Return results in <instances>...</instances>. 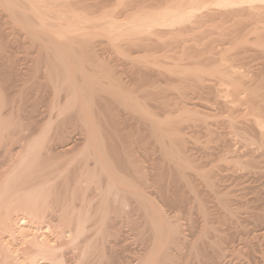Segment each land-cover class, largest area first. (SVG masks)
I'll list each match as a JSON object with an SVG mask.
<instances>
[{
	"label": "bare ground",
	"instance_id": "6f19581e",
	"mask_svg": "<svg viewBox=\"0 0 264 264\" xmlns=\"http://www.w3.org/2000/svg\"><path fill=\"white\" fill-rule=\"evenodd\" d=\"M197 2L198 0H192L190 6L188 2L189 8L187 9H183V6V8L180 7L181 4L179 5L180 8H175L174 4L169 9L167 7L163 10L164 7H162L163 11L155 14L154 11L152 13L151 10H146V7L143 9L148 12L142 10L140 14L141 9L137 10V6L135 10L137 12L132 14L133 16H129L128 19H124L125 22L123 23L118 20L120 16L118 18L113 16L114 10L112 13H101L104 15H99L100 18L96 16L95 20L92 18L89 20L88 10H86L88 8L85 9L81 5L84 2L74 4L75 1L72 2V0H0V58H5L3 64L6 65L5 70H0V264H175L179 258L183 259V255L185 260H179L182 264H225L223 258L229 256V254L226 256V250H230L233 244L230 245V249L229 246L224 249L220 245V239L218 243V237L217 239L205 240L209 233L212 232L213 235V231H218V229L215 227L216 224L213 225V222L211 224L208 221L210 217L214 220L211 216L213 215L210 210L212 208L208 205L209 197L207 200L202 195L204 188L198 187V189L195 182L193 183V177L199 175V178L201 176L208 182L210 195L213 197L212 191H214L213 194L215 193L216 197L214 201L217 200L215 203H218L219 209H222L219 216L224 220L226 219L225 224L227 220H231L232 225V222L237 219L235 217L238 216L239 210L244 209L243 205L248 199L243 196L234 198L230 189L223 191L221 189L223 185L221 187L216 182L222 176L214 178L218 173L221 175L222 172L216 171L225 169L229 165L231 166L232 163L230 162H234L231 166L234 171L237 167L240 168L244 165L243 168H245L246 165V167L250 166L252 169L249 170L255 173H264V165L262 164L264 162L262 159L264 157V0H214L216 5L224 6L230 10H235V7L243 8L246 6L248 9H254L250 12L257 16L256 25L253 28L247 29V25L234 27V32L232 30L230 31L231 34L229 33L235 37L231 36L233 40L230 39L229 34L225 35L229 37L225 39L230 40L229 42L227 40V46L231 43L230 49L242 48L243 50L240 49L241 52L230 53V49L226 47L224 48L225 52L223 50L220 53L218 50V54L211 56L213 53L209 54L211 52H207L203 48L199 49L194 43L196 46L193 44L189 48L193 46L197 49L191 47V53L187 57L185 54L186 45L184 43L183 47L181 43V34L179 35L181 37V49L184 48L185 51L176 52L178 50L176 48L179 47L169 49L170 52L176 50L175 54L178 53L176 55L178 57L181 52H184L182 53L183 57H186L183 58L180 55L181 57L178 59L183 58L186 59L185 61L183 59L177 60L173 55L174 52L167 55L166 51L162 49L163 54L161 52L162 55H157L156 52L160 53L156 51L158 47L154 50L149 48L152 44L149 41L151 39L154 41L164 32L161 31L162 27L170 28V32L164 28V33L167 32L169 36H173L172 28L177 29V31L174 29L176 34V32L182 31L179 27L185 25V22L189 26L190 21L194 20L191 18L196 16ZM134 4L136 6V3ZM215 4L212 5L215 6ZM77 5L78 7L81 5L85 9L84 11H87V13L85 12L86 16L83 15L84 11L80 12L83 9L77 8ZM200 7L205 9V6L204 8H202L203 6ZM114 8L116 7L114 6ZM79 9L81 10L78 11ZM130 11L135 12L134 10ZM93 12L91 10V13L95 15ZM208 12L209 10H207ZM218 21L220 24V20ZM194 23L191 25H195ZM178 25L180 26L177 27ZM160 28L161 30H159ZM195 35L197 36V34ZM162 37L161 35L160 38ZM184 38L186 37L184 36ZM194 39L192 41L196 42V38ZM225 39L223 38V41ZM125 40L129 42H125ZM105 41H107L106 44L112 46L111 50L108 51H114V49L117 51L106 55L112 56L114 54L116 59L121 55V58L129 60V79L126 78L127 80L124 81L121 77L122 74L115 72L116 61L113 67L111 64V59L114 57L111 59L107 56L104 57L105 52L102 55L103 50L101 48L103 46L104 49L106 48ZM153 41L151 40V42ZM101 42L104 45H101ZM121 42H125L126 44L122 43L125 46L129 43V47L126 46L129 50ZM250 42L255 45V48L249 46L252 45L248 44ZM165 43L166 41L163 45L162 42L163 47ZM197 43L199 44V42ZM170 44L168 45L171 46ZM99 45L102 47L98 48ZM152 45L158 46V44ZM177 45L181 46L180 44ZM137 46L139 49H136ZM108 47L107 49H109ZM249 47L256 51L258 64L255 66L257 68L251 67V63L249 64L243 57L245 52L252 53ZM151 48L153 47L151 46ZM19 49H21L20 52L24 53L20 54L21 56L19 53L17 54ZM154 51L156 52L153 53ZM168 51L167 53H169ZM203 52H207L210 56L207 53L208 56L204 55ZM171 54L176 60L173 61L174 58ZM170 58L173 62L169 61ZM21 62L25 65L23 66ZM1 66L0 68L3 69L4 67ZM118 72L120 73V71ZM123 77L125 78L124 75ZM215 80L219 84V80H221L222 87L224 84L227 86L225 88H230L224 98L231 97V101L246 99L254 104L252 109L247 110L248 112H243L244 118L247 117L246 121H242L241 118V121L238 120L241 115L238 116L236 111L237 116L231 115L235 113L234 111L231 113L233 106L230 108L229 113L231 114L228 113L229 117L227 116L228 124L235 132L240 131L239 128L244 129L241 133H238L239 131L234 132L236 135L239 134L238 137L241 135L240 139L236 137L239 139V144L242 143L241 140L244 142L243 145H240L242 149H240L241 147H237L239 150L231 149V140L223 136L222 132H218L220 137L216 138L218 130L212 128L214 123L211 124L209 118L213 120L217 116L218 118L223 117L222 114L216 116V113L213 112L219 108L218 105L216 106L218 108L215 106L214 109L211 108L213 109L211 112L215 113L214 116L208 109L210 105L208 110H202V106L199 104L201 106L199 109L196 104L198 101L196 103L193 101L195 103L193 105L194 103H190L192 101L189 99V103L192 105L188 103L189 94L194 96L196 92L206 91L207 95L204 93L203 95L211 96L212 101L220 104V109H228L229 107L225 108L227 102L223 101V97L221 98L224 95H220L221 93L216 95L217 83L214 82ZM20 81H22V86H20ZM18 86L21 88L17 89ZM10 89H14L12 93H10ZM221 91L223 90L221 89ZM210 92L215 95L212 96ZM47 94L50 99L44 98ZM173 97L181 99L185 103L180 104L181 101L178 102L177 99L172 103ZM31 99L33 103H31ZM229 100L228 98L227 101ZM234 107L236 106L234 105ZM219 110H216L217 113H221L222 110ZM225 113H223L224 116L227 115ZM126 114H129V117L127 115L129 120L127 117L124 118ZM121 115L123 121L126 120V126L129 127L131 125L129 121H131L133 127H136L135 130L143 131L142 135L136 136L137 138L132 140L122 138L125 133L126 136H131L132 132H128L125 127L124 129L121 128ZM215 118L214 120H216ZM198 122L202 123V126ZM196 125L198 128L199 126L204 128V125V129L207 128L206 132L208 131L211 136L213 135L212 140L210 136L208 138L212 146V149L208 151L209 153L210 150L214 149L213 140L217 139L214 144L215 147L219 141L223 153L217 155V160L215 158L214 163H217L218 169L217 167H209L208 170L205 167L207 160L203 161L204 158H200L201 156L193 151V146L194 148L195 145L199 146L198 142L194 144L196 140L191 138L192 135L194 138L193 132L195 131L192 126ZM119 127L126 132L120 133ZM217 127L219 126L217 125ZM189 128L192 133H190ZM134 129L132 128V130ZM229 130L226 135L228 132L231 133ZM73 134H76L75 138H72ZM137 141L145 142V144L141 143L143 144L142 150L145 148V151L150 150L146 146H156V151H160V155L153 160L155 163L151 164L153 166L150 165L151 168L149 164H145L148 167L145 166L146 161L144 162L138 156V147H136L137 151L133 148L134 142ZM197 141H199L198 138ZM203 142L205 145L207 144V140ZM211 146H205L203 153H206L207 148H211ZM215 150L217 149L212 152ZM148 152L152 153L151 150ZM144 154L146 155V153ZM145 157H148L147 160L149 161L152 160L149 155ZM197 158H200L203 161L200 162L204 164H199ZM205 159L209 160V158ZM221 162L225 166L227 164L224 162H228L229 165L225 167ZM218 163H221V165L219 164L221 167L218 166ZM237 172L236 174H238ZM259 174L257 175L259 176ZM151 179L156 185L154 191H152L153 189L147 190V187L150 188L147 183ZM217 181L220 182V180ZM255 182L257 183V181ZM176 184L180 188L179 192L183 190L182 194L180 193L182 195L181 200L188 197L187 192L194 196L195 199L193 198V200L198 203L194 209L198 207L197 210L202 213L205 220L204 224L202 223V231H199L201 232L199 238L196 237L197 240L195 239V241H188L186 236L189 233L186 231L187 235H185L183 224H181L185 221L180 220L181 217L179 218L176 214H168L167 208L164 209L160 203L162 201H158L159 197L165 198L164 201L168 199L169 202L180 200L179 193L177 194V191L174 190V188L178 189ZM144 186L147 187L144 188ZM262 188L264 187L262 186ZM232 189L234 188H231V191ZM183 193L186 195L185 198ZM232 194H234V190ZM241 194L244 195V193ZM153 195L156 197L158 195V199ZM260 197L258 196V199ZM250 200L249 202H251ZM183 201L181 202L185 203ZM247 201L246 203H248ZM129 203L133 205L130 210L127 208L128 205H131ZM253 205L252 201V207ZM247 206L250 208V205L247 204ZM263 206L259 205V207ZM242 209L241 211H244ZM190 210L189 212H191ZM250 210L252 211V209ZM263 212L255 213L256 216L259 214L255 221H260L259 225L257 223L256 225L260 226L259 230L264 234ZM133 214L136 215L133 216ZM137 216L141 221L139 222L140 225L137 224L138 227L136 225L138 229L136 234L145 235V239L147 238L148 241H146L147 243L144 241L146 246L143 248V245L141 251L136 253L131 250L135 252L134 255L127 256L126 251L129 245L127 243L124 246L120 244L122 241L125 243L124 240H126L122 239L125 228H122V233L121 227L138 222ZM187 216L189 215L187 214ZM234 218L235 220H233ZM238 218L240 219V217ZM238 221L233 223L237 224ZM118 223L124 225L120 224L121 227H118ZM193 224L195 226V223ZM253 225L255 226V224ZM237 226L234 227L233 225L238 230ZM188 231L190 232V230ZM215 234L218 235V232ZM141 236L139 240L142 238ZM224 238L227 239L228 237ZM9 239L16 241L17 246L14 247ZM145 239L143 238V240ZM260 242L256 241L257 245H253L249 239L243 244L244 247L234 245L233 250L236 251L234 253L235 255L238 254L236 249L240 248L241 253L247 257L246 262L264 264V251L260 250L261 247L258 248ZM209 247L211 251L208 252ZM241 247L244 248L243 252ZM184 250L187 251L183 252ZM204 254L205 256H203ZM243 254L239 257L242 258ZM178 262L177 264L180 263ZM244 262L241 260L236 264H244Z\"/></svg>",
	"mask_w": 264,
	"mask_h": 264
},
{
	"label": "rangeland",
	"instance_id": "374dc122",
	"mask_svg": "<svg viewBox=\"0 0 264 264\" xmlns=\"http://www.w3.org/2000/svg\"><path fill=\"white\" fill-rule=\"evenodd\" d=\"M75 1V3L74 4H79L80 2H84L83 4H81L85 9L86 8H88V9H86V10H88V15H89V17H90V19L88 18V17H85L86 19L88 18L89 20H91V18L93 19V20H95L94 18H97L96 16H98L99 18L101 17V16H99V15H104V14H101V13H103V12H105V14H107L108 12H110V13H112V11L114 10V12H113V16H115V18H118L119 16H120V18H118V20H121L123 23L125 22V21H123L124 19H128L129 18V16H133L132 14H135L137 11H135L137 8V6H138V9L137 10H140V14H141V11L142 10H144L143 8H145L146 10H151V12L152 11H154V14L155 13H161L163 10H165V8L167 9V7H168V9L171 7H173V4H174V7L175 8H178L179 7V5H180V7H182L183 9H187V8H189V6L191 5L190 4V2L192 1H190V0H183V2H182V0L180 1H178V0H78L77 2H76V0H74ZM73 0H72V2H74ZM88 1V2H87ZM89 1H90V3H89ZM110 1V2H109ZM143 1V2H142ZM173 1V2H172ZM176 1V2H175ZM187 1V2H186ZM215 1H217V0H215ZM87 2V3H86ZM105 2V3H104ZM175 2V3H174ZM183 4H182V3ZM188 2H189V4H188ZM199 2V3H198ZM198 2H197V10H196V16H194V18H191V20L192 19H194V20H192V21H190V24H188L189 26L192 24V23H194V21H195V25H191V27H189V26H187V22H185V25H186V28H185V25H181V28L179 27L180 25H178L177 27H179V29L180 30H182L181 32L180 31H178V32H180V33H178V32H176V34H175V31H177V29L176 28H172L173 29V32H174V34L172 33V35L173 36H169L168 34H167V32L166 33H164L165 32V30L166 31H168L169 30V32H170V28H167V27H162V30H161V28L159 29V30H161L163 33L161 34L163 37V39L162 38H160L161 37V35H160V37L159 38H156V36H154L156 39L153 41V39H151L153 42H151V40L149 41L150 43H152V44H158V46L156 45V47H154L155 45H152L151 44V46L153 47V48H151V46L149 47V42L147 41V43H149V44H147V47H149L150 49H153L154 50V48H157L158 50H156V51H159L160 53H158V52H156V51H154L153 53H155L156 52V54L158 55H162L163 54V50L162 49H164L165 51H166V54L167 55H169L170 53H173V55L175 56V58L177 59V60H181V59H183V58H185V57H183V54L182 53H184V52H181L180 53V55L183 57V58H181V59H178V58H180L181 56L179 55V57L178 56H176V55H178V53L177 54H175L176 52H178V51H181V50H184L185 51V49L183 48V49H181L182 48V45H181V43L183 44V47H184V43H185V45H186V53L185 54H187V57L190 55V53H191V47H192V49H194V48H196V47H199V49L200 48H203L204 50H206L207 52H211V53H209V54H212L211 56H215L216 54H218V50L220 51V53H221V51H223V52H225V49L224 48H226V47H228V49H230L229 48V46H230V44L231 43H229V45L227 46V44L228 43H226L227 42V40H228V42L230 41L229 39H225V38H229L230 37V39H232L233 40V38H235L234 36H232V35H230L231 33H230V31H232L233 30V32H234V29L235 28H237V26L239 27V26H241V25H247V29H250V28H253L255 25H256V18H257V16H255V14H253V13H250L252 10H254V9H248V7L246 6V7H243V8H238V7H235V10L233 9V10H230L229 8H226V7H224V6H220V5H216L215 4V2H214V0H212L211 2H210V0H198ZM203 2V3H202ZM100 3H102V4H100ZM104 3V4H103ZM134 3H136V6H135V4ZM202 3V4H201ZM215 4V6L214 5H212V4ZM73 4V5H74ZM101 6H100V5ZM107 4V5H106ZM163 4H164V6H163ZM167 4V5H166ZM168 4H169V6H168ZM172 4V5H171ZM187 4L189 5V6H187ZM206 4H208L207 6H206ZM81 5L78 7V5H77V8H82L83 10H81V9H79L78 11H80V12H83L85 9L83 8V7H81ZM99 5V6H98ZM133 5V6H132ZM166 5V6H165ZM87 6V7H86ZM91 6H95V7H92L91 8ZM108 6V7H107ZM114 6L116 7V8H114ZM200 6H203L202 8H204V6H205V9H206V11H205V9H201V7ZM211 6V7H210ZM220 7V8H217V7ZM70 8H74L73 6H69ZM75 7H76V5H75ZM89 7H90V10H89ZM96 7H97V9H96ZM100 7V8H99ZM111 7V8H110ZM134 7V8H133ZM142 7V8H141ZM148 7V8H147ZM152 7H154V9L152 10V8L150 9V8ZM160 9H159V8ZM162 7H164V9L162 10ZM179 7V8H180ZM209 7V8H208ZM214 7V8H213ZM76 8V9H77ZM111 10H109V9ZM140 8V9H139ZM157 8V9H156ZM226 8V9H225ZM238 8V9H237ZM247 8V9H246ZM116 9V10H115ZM222 9V10H221ZM228 9V10H227ZM243 9V10H242ZM91 10H93L94 12V14L95 15H93L92 13H91ZM99 10V11H98ZM130 10H134L135 12H133V11H130ZM199 10H201V11H199ZM207 10H209V12L207 13ZM231 12H230V11ZM241 10V11H240ZM247 10H249V11H247ZM118 13H117V12ZM145 11V10H144ZM143 11V12H144ZM233 11V12H232ZM246 11H247V13H248V15H247V13H246ZM87 13V11H84V13H83V15L85 14V16L87 15L86 13ZM146 12V11H145ZM144 12V13H145ZM148 12V11H147ZM146 12V13H147ZM151 12H149V13H151ZM202 13V14H200V13ZM206 12V13H205ZM212 12V13H211ZM239 12H241V13H239ZM254 12V11H253ZM90 13V14H89ZM117 13V14H116ZM130 13V14H129ZM153 13V12H152ZM215 13V14H214ZM219 13V14H218ZM245 13V14H244ZM207 14V15H206ZM213 14V15H212ZM221 14V15H220ZM239 14H240V17H239ZM249 14H250V16H249ZM253 14V15H252ZM91 15V16H90ZM116 15H118V16H116ZM205 15V16H204ZM93 16H95V17H93ZM126 16V17H125ZM210 16V17H209ZM214 16V17H213ZM247 16V18H245V17ZM249 16V17H248ZM252 16H253V18H252ZM236 17V18H235ZM204 18V19H203ZM231 18H234V19H231ZM239 18V19H238ZM242 19V21H241V19ZM244 18V19H243ZM252 20H251V19ZM207 19V20H206ZM211 19V20H210ZM250 19V20H249ZM88 20V21H89ZM199 20V21H198ZM218 20H220V24H219V21ZM226 20V21H225ZM87 21V20H86ZM121 21H119L120 23H121ZM210 21H211V23H210ZM216 21V23H214ZM239 21V22H238ZM189 22V21H188ZM192 22V23H191ZM204 22V23H203ZM224 22V23H223ZM233 22V23H232ZM237 22V23H236ZM89 23H91V21H89ZM236 23V24H235ZM249 23V24H248ZM103 24H105L104 22H103ZM203 24V25H202ZM212 24H214V25H212ZM224 24V25H223ZM211 25H212V27H211ZM217 25V26H216ZM222 25V26H221ZM230 25V26H229ZM234 25V26H233ZM90 27H91V24L89 25ZM215 27V29H214V27ZM231 26H232V28H231ZM99 27V26H98ZM195 27H196V29H195ZM235 27V28H234ZM164 28H166L165 30H164ZM194 28V29H193ZM203 29V31H202V29ZM207 30H206V29ZM217 28H219L218 30H217ZM174 29H175V31H174ZM178 29V30H179ZM189 29H190V31H189ZM221 29H222V31H221ZM231 29V30H230ZM199 30V31H198ZM204 30H206V31H204ZM225 30V31H224ZM201 31H202V34H201ZM195 32V33H194ZM197 32V33H196ZM198 32H200V33H198ZM206 32V33H205ZM216 32V33H215ZM178 33V34H177ZM208 33V34H207ZM224 33V34H223ZM230 33V34H229ZM164 34V35H163ZM166 34V35H165ZM171 34V33H170ZM181 34V35H180ZM184 34V35H183ZM189 34H190V36H189ZM195 34H197V36L195 35ZM228 35L227 37L225 36V35ZM177 35V36H176ZM179 35L182 37H179ZM169 36V37H168ZM176 36V38L174 39V37ZM184 36L186 37V38H184ZM194 36H196V37H194ZM208 36V37H207ZM233 38H232V37ZM168 37V38H167ZM177 37H178V39H177ZM196 38V42L195 41H192V40H195L194 38ZM206 37H207V39H206ZM213 37V38H212ZM182 39V42H181V39ZM183 38H184V40H183ZM190 38V39H189ZM223 38L225 39V41H223ZM100 39V38H99ZM160 40V42H159V40ZM172 41H171V40ZM202 39V40H201ZM205 39H206V42H205ZM101 41H102V39H100ZM100 40H99V42H100ZM103 40H104V38H103ZM127 40H129V39H127ZM127 40H125V42L127 41ZM158 40V41H157ZM163 40V41H162ZM199 40V41H198ZM164 41H166V43H165V46L163 47V45H164ZM106 42L107 41H105L104 43H105V46H106V48L104 49V46H103V48H101L102 46H98V48H101L102 50H103V52H101L102 53V55H103V53L105 52V55H104V57H106L107 56V58L109 57L110 59H111V57H114V54H112V56H108V55H110V53H112V52H114V51H116V49H114V51L112 50V51H108V50H111L110 48L112 47V46H110V45H108V44H106ZM125 42H121V44L122 43H125ZM127 42H129V41H127ZM157 42V43H156ZM159 42V43H158ZM162 42H163V45H162ZM181 42V43H180ZM193 42V43H192ZM197 42H199V44L197 43ZM205 42V43H204ZM218 42V43H217ZM234 42V41H233ZM252 42V41H251ZM248 43V44H252V43ZM169 43H171L170 45L172 46H169L168 44ZM174 43V44H173ZM197 45H195V44ZM220 43V44H219ZM101 45L103 44L102 42L100 43ZM126 44V43H125ZM125 44H122V45H124V47H129L128 45H129V43H127L128 45H126L125 46ZM173 44V45H172ZM176 44V45H175ZM177 44H180L181 46H179V45H177ZM194 44V45H193ZM201 44H203V45H201ZM104 45V44H103ZM174 45H175V47H174ZM190 45H193V46H196V47H194L193 48V46H191L190 48H189V46ZM215 45V46H214ZM222 45V46H221ZM107 46H109L108 48L109 49H107ZM162 46V47H161ZM203 46V47H202ZM224 46V47H223ZM250 47H252L253 46V48H255L254 46V44H252V45H249ZM14 47H15V45H14ZM126 47V48H127ZM135 47V46H134ZM160 47V48H159ZM168 47V48H167ZM176 47H179V48H176ZM210 47V48H209ZM213 47V48H212ZM249 47V49H250V51L255 55H253L252 53L250 54V52L248 53V52H245V53H243V54H245L246 55V57H245V55H243V57H244V59L246 60V61H248L249 62V64H250V66L251 67H253V68H257V66H255L256 64H258V59H257V54H256V51H255V49H253L252 48V50H251V48ZM10 48V47H9ZM174 49V48H176V49H178L176 52L175 51H173V50H171L172 52H170V49ZM215 48H216V50H215ZM14 49V48H13ZM136 49H139L138 48V46L136 47ZM197 49V48H196ZM198 49V50H199ZM208 49H210V50H208ZM221 49V50H220ZM240 49H242V48H239V49H230L229 51H230V53L231 52H241L240 51ZM20 50L21 49H19V52H17V54L19 53V55L20 54H24L23 52H20ZM101 50V51H102ZM127 50H129L128 48H127ZM152 50V51H153ZM167 50H169L168 52L169 53H167ZM197 50V51H198ZM203 50V51H204ZM239 50V51H238ZM243 50V49H242ZM15 51V50H14ZM108 51V52H107ZM196 51V50H195ZM202 51V50H201ZM228 51V52H229ZM117 52V51H116ZM150 52V51H149ZM161 52H162V54H161ZM193 52V51H192ZM206 52V53H207ZM216 52V53H215ZM236 52V53H237ZM108 53V55H106ZM139 53V52H138ZM137 53V54H138ZM204 53V52H203ZM206 53H204V55H207ZM219 53V54H220ZM118 54V53H117ZM136 54V55H137ZM165 54V53H164ZM165 54V55H166ZM208 54V55H209ZM115 55H116V53H115ZM172 55V54H171ZM172 55V58H174V56ZM203 55V56H204ZM207 55V56H208ZM21 56V55H20ZM22 56H24V55H22ZM119 56V55H118ZM210 56V55H209ZM217 56H220V55H217ZM250 56H251V58H250ZM122 56L120 55L119 57H118V59H116L117 57H114L113 59H111V64H112V67L114 66V63H115V61H116V63L118 64H116L115 63V65H116V67H114V68H116V69H114L115 70V72L117 73V74H122V79L125 81V80H127L126 78H128L129 77V60H127V58H125V59H123V58H121ZM119 58H121V60H119ZM172 58H170V60L169 59H167V60H169V61H171V62H173L174 60H176L175 58L173 59V61L171 60ZM5 59V58H4ZM4 59H2V58H0V65H2L1 67H4L3 69L2 68H0V70H5L6 69V65L4 66ZM247 59H250V60H247ZM184 61L186 60V59H183ZM114 61V62H113ZM252 61V62H251ZM255 61V62H254ZM113 62V63H112ZM24 63V62H23ZM255 63V64H254ZM21 64H22V62H21ZM23 66L25 65V64H22ZM22 65H19V66H22ZM22 66V67H23ZM118 71H120V73L118 72ZM123 75L125 76V78L123 77ZM128 75V76H127ZM127 76V77H126ZM26 78V77H25ZM129 79V78H128ZM24 80V79H23ZM21 82V84H20V86H22V81H20ZM19 82V83H20ZM215 83H217L218 81L217 80H215L214 81ZM219 82H220V84L219 83H217V85H216V88H217V90H216V88H214L216 91H217V96L219 95L218 93H221L220 95H224V96H221V98L223 97V101L224 102H227V104H225L227 107H225V108H228V109H224L223 108V110H222V108L220 109V104H217V103H215L214 101H212L210 98H211V96H210V94L208 93V95L210 96V97H208V99L206 100V96L205 95H207V93H206V91H203V92H201V93H198V92H196L195 94H194V96H192V94H189L190 95V97H189V95H188V97H187V99H188V103H189V99L192 101V102H190V103H196L197 101V105H198V107L200 106L201 107V109L202 110H210V112L214 109V106L216 107L217 105H218V107H216V108H218V109H216V110H222V111H220L221 113H217V111L215 110H213V112H215L216 113V116H217V114L218 115H220V114H222L223 115V117H219L220 118V120H219V118H218V116L215 118L214 116H215V113L213 114L212 112V115H214V116H212V117H214L216 120H214V118H213V120H212V118H209L210 120H211V124L212 123H214V125L212 124V128L215 130H218L217 131V137L216 138H219L220 136H219V134H218V132L219 133H223L222 135L223 136H226L229 140H231V143H232V146H230V147H232L231 149H238L239 147H241L240 145L243 143L244 144V142L241 140L240 142H242V143H238V140L240 139V136L238 137V135L239 134H235V133H237L238 131H236L235 132V130L233 129V128H231L230 126H229V124H228V118H227V116L229 115V114H231V113H234L235 111L237 112V115L239 116V115H241V116H239V119L238 120H240V118H241V120L243 121H246V118H244L245 116H244V114H243V112L245 113V112H248L247 110L249 109H252V107L254 106V104H253V102L252 101H247L246 99L244 100V99H242V100H233V101H231V97H227V98H224V97H226V94L228 93L227 91H229V89L230 88H225V87H227V86H224V84H222L223 85V87L221 86V83H222V81L221 80H219ZM18 83V84H19ZM217 86H219V87H217ZM222 87V88H221ZM21 88V87H20ZM19 88V86H18V88L17 89H20ZM218 88H220L219 90H220V92H219V90H218ZM214 89H213V91H214ZM221 89L224 91V93H223V91H221ZM228 89V90H227ZM14 90V89H13ZM13 90H11L10 89V93H12L13 92ZM203 93L205 94V95H203ZM211 94H212V92H210ZM214 93H216L215 91H214ZM198 94V95H197ZM201 94V95H200ZM215 95V94H214ZM213 94H212V96H214ZM228 96V95H227ZM243 96V95H242ZM245 96H247V95H245ZM245 96H244V98H245ZM48 97V99H50V97H49V95L47 94V96H45L44 98L46 99ZM196 97V98H195ZM201 98V99H200ZM205 98V99H204ZM230 99L229 101H227V99ZM47 99V100H48ZM173 100L171 101L172 103L173 102H175V101H177L178 100V102L179 101H181V103L180 104H182V100L181 99H177V98H175V97H173L172 98ZM177 99V100H176ZM187 99H186V101H187ZM210 99V100H209ZM225 99H226V101H225ZM35 100V99H34ZM196 100V101H195ZM194 101V102H193ZM204 101V102H203ZM207 101V102H206ZM212 101V102H211ZM206 102V104H204ZM211 102V103H210ZM229 102V103H228ZM237 102V103H236ZM238 102H240V103H238ZM31 103H33V100L31 99ZM183 103H185V101L183 102ZM189 103V104H190ZM195 103L193 104V105H195ZM231 103V104H230ZM234 103V104H233ZM242 103H244V104H242ZM252 103V104H251ZM192 104H190V105H192ZM200 104V105H199ZM216 104V105H215ZM222 104H223V102H222ZM210 105V106H209ZM234 105L236 106V107H234ZM245 105V106H244ZM208 106H209V108H208ZM232 106H233V108H232ZM238 106V107H237ZM240 106V107H239ZM243 108H242V107ZM197 107V108H198ZM200 107H199V109H200ZM213 107V109H211ZM221 107H223L222 105H221ZM208 108V109H207ZM230 108H232L231 110H232V112L231 113H229L230 112ZM237 109V110H236ZM224 110H228V111H224ZM226 112L227 113V115L226 116H224V112ZM234 111V112H233ZM236 112L234 113V114H231V115H233V116H237L236 115ZM240 112V113H239ZM225 113V114H226ZM229 113V114H228ZM127 115H128V117H129V114H126V116L124 115V118L125 117H127ZM121 117H122V119H121ZM121 117H120V119L122 120V125H121V123H120V125H121V128H123L124 129V127H125V129H127V131L129 132V131H131L132 132V138H131V136H126V133L124 134V136L122 135V138H124V139H126V140H132V139H134V138H137V137H139V135H142V132H141V130L140 131H138V129H134V128H136L135 126L133 127V124H132V122L131 121H129V123L132 125V127H131V125L128 127V126H126V120L125 121H123V116L121 115ZM128 117H127V119H128ZM227 119H226V118ZM229 117V116H228ZM249 117V116H248ZM238 118V117H237ZM244 118V119H243ZM250 118H251V116H250ZM222 119H223V121H222ZM226 119V120H225ZM129 120V119H128ZM128 120H127V123H128ZM209 120V121H210ZM240 120V121H241ZM248 120V119H247ZM214 121V122H213ZM220 121V122H219ZM227 121V122H226ZM128 123V124H129ZM199 123V122H198ZM217 123V124H216ZM219 123V124H218ZM224 123V124H223ZM127 124V125H128ZM199 124H201V126H202V123H199ZM222 124V125H221ZM226 124V125H225ZM119 125V126H120ZM198 125V124H197ZM192 126V127H194L195 128V133L193 132V134H194V138H193V135L191 136V138L192 139H194V140H196L195 141V143L194 144H196L197 142V144H199V146L198 145H195V148H194V146H193V151L195 152L196 151V154L198 153L200 156V158H209V160L208 159H202L203 161H206L207 163H205L206 164V166L205 165H202V166H205L206 168H208V170L210 169L209 167H211V168H216L217 167V163L215 164L214 162H215V158H216V160H217V155H219V154H221V153H223L222 151H223V149H221V146H220V143H219V141L217 142L218 143V147L216 148L215 147V141L217 140H213L214 142V144H212L213 145V147H214V149H217V150H215L214 152H212L213 150H210V153L208 152L209 151V149H212V146H211V141H210V139H208L209 138V136L211 137V140H212V136H211V134H209L208 133V131L206 132V129H204L205 128V126L203 125V127L204 128H200V126H199V128H198V126ZM217 125L219 126V127H217ZM242 126V125H241ZM192 127H190V128H192ZM217 127V128H216ZM222 127V128H221ZM239 127H240V125H239ZM120 128V127H119ZM121 128H120V130H121ZM132 128L135 130H132ZM138 128V127H137ZM189 128V129H190ZM121 130L120 131V133H123L125 130ZM231 131V133L230 132H228L227 133V135H226V132L228 131ZM240 129V131L238 132V133H241V131H244V129L242 130L241 128H239ZM192 130H193V128H192ZM191 129H190V133H192L191 131H192ZM222 130V131H221ZM126 132V131H125ZM131 132H130V134H131ZM141 134H140V133ZM235 132V133H234ZM129 134V135H130ZM216 134H215V136H216ZM233 135L232 137H231V135ZM230 135V136H229ZM75 136H76V134H73V136H72V138L74 137L75 138ZM135 136V137H134ZM137 136V137H136ZM239 138H237V137ZM195 137H196V139H195ZM230 137H231V139H230ZM197 138H198V140L199 141H197ZM213 139H214V137H213ZM205 140H207V144L205 145L204 144V142L202 143V141H205ZM199 142H201V143H199ZM210 142V143H209ZM237 142V143H236ZM135 143V144H134ZM133 144L135 145L133 148H135L136 149V151H137V148L136 147H138V153H139V155H138V153L136 152V154L139 156V157H141L142 159H143V161L145 162H143L144 163V165L145 164H149V167L151 168V166H153V165H151L152 163L154 164L155 163V161H153L154 160V158H156V157H158V155H160V151H156V146H146L147 148H150V150H151V152L152 153H150V152H148V151H150L149 149H147L148 151H145L146 150V148H145V145H144V150H142L143 149V144H145V142H141V141H137V142H134ZM141 143H143V144H141ZM137 144V145H136ZM193 144V145H194ZM201 144V145H200ZM206 147H208L209 145L211 146V148H207L208 150L206 151V150H204V151H206V153H208V154H206V153H203V148H205V146ZM242 144V145H243ZM208 145V146H207ZM142 146V147H141ZM198 146V147H197ZM203 146V147H202ZM220 146V147H219ZM201 147V148H200ZM238 147V148H237ZM244 148H246L245 146H243ZM198 148V149H197ZM243 148V149H244ZM240 149H242V147L240 148ZM155 150V151H154ZM239 150V149H238ZM242 151V150H241ZM200 152V153H199ZM211 152H212V154H211ZM144 153H146V155L144 154ZM203 153V154H202ZM195 154V155H196ZM197 154V155H198ZM204 154H206V155H208L207 157H206V155H204ZM210 154V155H209ZM150 156L151 158H152V160H151V158L149 157V159L151 160V161H153V162H151V161H149V160H147L148 159V157L146 158L145 156ZM196 155V156H197ZM202 155H204V157H202ZM198 157V156H197ZM140 158V159H141ZM200 158H197V162L199 163V164H204V163H202L203 161L200 159ZM200 159V160H199ZM214 159V160H213ZM262 159H264V157L262 158ZM200 161H202V162H200ZM210 161V162H209ZM209 162V163H208ZM217 162H219V161H217ZM222 163V165L223 166H225L224 164H223V162H221ZM221 163H218V166H220L221 165ZM225 164H227L226 166H228L229 165V163L228 162H224ZM230 163H234V162H230ZM211 165V166H208V165ZM220 164V165H219ZM232 164H231V166H232ZM238 164V163H237ZM263 165H264V162L262 163ZM147 165H145V166H147ZM151 165V166H150ZM216 165V166H215ZM223 166H222V168H223ZM225 166V167H226ZM231 166L229 165L227 168H229V169H227V168H220V169H222V170H217L216 172H222L221 173V175H220V173H218L219 174V176H218V174L216 175V176H218V177H214L215 179L216 178H219L220 176H222V177H220L219 179H217V180H220V182L218 183V181L216 180V182H217V184H220L219 186H221L222 187V185H223V188H221V189H223V191L224 190H229L230 189V193H231V195H234L233 197L234 198H238V197H241V196H243V197H247L246 199H248V203H246V201H245V203H244V200H243V198H242V200H243V203H244V205L245 206H247V204L248 205H250V208L247 206V209H248V211H246L247 209H245L246 207L243 205V207H244V209H242V210H244V211H241V209L239 210L240 212H239V214L241 213L242 214V216H243V218H242V216H240L239 214H238V216L237 217H235V218H237L236 220H239V221H241V222H243V223H241L242 224V226H241V224L240 223H238L237 222V224H236V226L238 225V224H240V225H238L237 227H238V230H237V228H234V227H236L235 226V224L233 223V222H236V220H235V218L233 219V220H235V221H233L232 222V225H231V220H227L226 221V224H225V220L222 218V217H220L219 216V214H220V210H221V212H222V209H219V206L215 203L216 201H214L215 199H216V197H215V193L213 194V192L214 191H212V195H213V197L210 195L211 194V192H210V190H209V186H208V182L204 179V178H202L201 176H200V178H201V180H200V178H199V175L197 176V175H194V177H193V183L195 182V185L197 186V188L199 187V188H201V189H203V194L202 195H204V197L205 198H207V200H208V197H209V202H208V205L210 206V208H212V209H210L211 211H212V213H213V215H211L213 218H214V220L210 217L209 218V220L208 221H210L209 223H211V222H213V223H211V224H213V225H215V227L218 229V235H216L215 233H217L216 231H213L214 232V234L212 235L211 233H209L208 235H207V239H205V240H209L210 238H211V240L212 239H217V237H218V243H219V239H220V245H221V247H224V249H225V247L226 246H229L228 248L230 249L231 247V249L230 250H226L227 251V253H226V251H225V253H226V256H228V254H229V256L228 257H226V256H223V257H226L225 259L223 258V260L225 261V264H236L237 262H239V261H245L244 262V264H249V262H246V259H247V257L246 256H244V254L243 253H241V251H240V248L239 249H236V250H238L237 251V253L238 254H236L235 255V253H234V251L235 250H233V248H235V246L236 247H239V246H243L244 247V245L243 244H245V241H248L249 239L252 241V243H253V245H257V243H255L256 241L258 242V241H261L260 242V246L258 245V248H260V250H262V251H264V249H262V248H264V234L263 233H261L262 231L261 230H259L260 229V226H257L256 225V223L259 225V223H260V221L258 222V221H255V218H257L258 219V215L256 216V212H263L264 211V206L263 207H259V205L260 206H262V205H264L263 203H264V188H262V186L264 187V173L262 174V173H255V172H253L252 170H249V169H252L250 166H248V167H246V165H245V168H243L244 167V165L243 166H241L240 168L239 167H237V169L235 170L238 174H236V172L234 171V170H232L231 169ZM148 167V166H147ZM205 167H203V169H206ZM221 167V166H220ZM250 167V168H249ZM219 167H217V169H218ZM248 168V169H247ZM238 169H240V170H238ZM246 169V170H245ZM263 169H264V166H263ZM207 170V169H206ZM216 170V169H215ZM229 170V171H228ZM234 171L233 173H232V171ZM242 170V171H241ZM228 171V173H226ZM251 173H250V172ZM224 172V173H223ZM245 172H246V174H245ZM240 173V174H239ZM242 173V174H241ZM255 173V174H254ZM249 174V175H248ZM257 174H259V176L257 175ZM229 175V176H228ZM224 176V177H223ZM198 177V178H197ZM227 177V178H226ZM259 177H261V178H259ZM197 178V179H196ZM222 178V179H221ZM227 179V180H225V179ZM248 178V179H247ZM251 180H250V179ZM259 178V179H258ZM196 179V180H195ZM246 179V180H245ZM254 180V181H253ZM203 181V182H202ZM232 181V182H231ZM247 181V182H246ZM255 181H257V183L255 182ZM198 182V183H197ZM201 182V183H200ZM227 182V183H226ZM203 183V184H202ZM221 183H223V184H221ZM241 183V184H240ZM245 183V184H244ZM247 183V184H246ZM147 184H149L150 185V188H148L147 186H144V188H146L147 187V190H149V191H151V189H153L152 191H154V190H156L155 189V187H156V185H155V182H154V180L153 179H151L150 180V182H148ZM147 184H145V185H147ZM198 184V185H197ZM202 184V185H201ZM232 184H234V185H232ZM243 184V186H241ZM249 184V185H248ZM253 184V185H252ZM262 184V185H261ZM200 185V186H199ZM205 185H206V188H205ZM236 185V186H235ZM176 186L178 187V184H176ZM204 186V187H203ZM208 186V187H207ZM218 186V187H219ZM238 186H241V187H238ZM257 186V187H256ZM261 186V187H260ZM229 187H231V188H234V189H232V191H231V188H229ZM243 187H245V188H243ZM248 187V188H247ZM254 188V189H252V188ZM198 188V189H199ZM226 188V189H225ZM250 188V189H249ZM179 187H178V189L177 188H174V190H176L177 191V194H178V196L180 197V200H181V194H182V191L181 192H179ZM233 190H234V194H232L233 193ZM259 190V191H258ZM175 191V192H176ZM238 191H239V193H238ZM246 191V192H245ZM235 192H237V193H235ZM252 192H253V194H252ZM261 192V193H260ZM181 193V194H180ZM241 193H244V195L243 194H241ZM247 193V194H246ZM251 193V194H250ZM255 193H256V195H255ZM184 194V193H183ZM207 194V195H206ZM236 194H240L239 196L238 195H236ZM260 194V195H259ZM263 194V195H262ZM187 195H188V197H186V195L184 194V198L185 199H182V200H184L183 202H185V203H182L180 200H175L176 201V203L178 204H176V203H174V202H172V201H168V199L167 200H165L164 201V199L162 198L161 199V197H159L158 195H157V197H159V199L156 197V195H153L156 199H158V201L160 202V201H162V202H164L163 204H162V202H160L161 203V205H163V207H164V209H166L167 211H168V214H176L179 218H180V220H182V221H185V222H182L181 224H183V229L185 230V233H186V231H187V233H189L188 235H187V233L185 234V235H187L186 237H188L187 239H188V241H192V240H194L195 241V239L197 240V238H199L198 236L200 235V233L201 232H199V231H202L201 229V227H202V223L203 222H205V220H204V218H203V215H202V213L199 211V210H197L198 209V207H197V209L195 208L194 209V207H196L197 206V202L196 201H194L193 200V198H194V196L190 193H188L187 192ZM248 195V196H247ZM237 196V197H236ZM258 196H261L259 199H258ZM215 198V199H214ZM192 199V200H191ZM195 199V198H194ZM251 199V200H250ZM253 199V200H252ZM254 199H256V200H254ZM263 199V200H262ZM169 200H171V199H169ZM190 200V201H189ZM249 200L251 201V202H249ZM259 200V201H258ZM167 201V202H166ZM252 201H253V204L254 205H256L255 207H254V205H253V207H252ZM165 202H166V204H165ZM258 202V203H257ZM187 203V204H186ZM197 203V204H196ZM129 204H131V203H129ZM190 204V205H189ZM196 204V205H195ZM216 206H215V205ZM170 205V206H169ZM195 205V206H194ZM133 205L131 204V205H128L127 206V208L130 210V208H133L132 207ZM167 206V207H166ZM218 206V207H217ZM170 207V208H169ZM180 207V208H179ZM257 207V208H256ZM217 208V209H216ZM257 210H256V209ZM259 208V209H258ZM169 209V210H168ZM172 209V210H171ZM191 209V210H190ZM250 209H252V211L250 210ZM256 210V212H255V210ZM188 210V211H187ZM189 210L191 211V212H189ZM260 210V211H259ZM180 211V212H179ZM196 211V212H195ZM198 211V212H197ZM175 212V213H174ZM177 212V213H176ZM247 212H250L251 213V215H250V213L248 214ZM180 213V214H179ZM191 213V214H190ZM193 213V214H192ZM197 213V214H196ZM198 213H199V215H198ZM248 215H247V214ZM253 213V214H252ZM256 213V214H255ZM264 213V212H263ZM187 214L189 215V216H187ZM246 214V215H245ZM134 215H136V214H133V216ZM193 215V216H192ZM201 215V216H200ZM221 215V214H220ZM254 215H255V217H254ZM192 216V217H191ZM219 216V217H218ZM223 216V215H222ZM250 216V217H249ZM138 217V216H137ZM187 217V218H186ZM190 219H189V218ZM200 217H202V218H200ZM238 217H240V219L238 218ZM134 218V217H133ZM184 218H186V219H184ZM194 218V219H193ZM196 218H198V219H196ZM200 218V219H199ZM224 220V222H222L223 220ZM244 219L243 221H242V219ZM135 219H136V216H135ZM189 219V220H188ZM211 219V220H210ZM220 219V220H219ZM247 219V220H246ZM198 220V221H197ZM204 220V221H203ZM249 220V221H248ZM138 222H134V223H129V224H126V225H122V223H120L123 227H121V225L119 224V225H117L118 227H121V229L123 228H125V230H124V233H123V229L121 230L122 231V233L123 234H125V236H123V234L121 233V231H120V233L122 234V239L124 240V239H126V240H124V242L125 243H120L121 245H123L124 246V244H128L129 246L127 247V251H126V254H127V256L128 255H134L133 253H138V251L140 250H142L146 245V241H148L147 240V238L145 239V235L144 236H141L142 238L139 240V234H136V233H138L137 231H138V229H137V227H138V225H140V221H141V219H139V217H138V220H137ZM245 221V222H244ZM190 224H189V223ZM192 222V223H191ZM216 222V223H215ZM222 222V223H221ZM227 222H228V225H227ZM139 223V224H138ZM193 223H195V226H194V224ZM225 225H224V224ZM245 223H246V225H245ZM138 224V225H137ZM186 226H185V225ZM198 224V225H197ZM204 224V223H203ZM210 224V225H211ZM253 224H255V226L253 225ZM114 225V224H113ZM136 225H137V227H136ZM187 225H188V227H187ZM191 225H192V227H191ZM201 225V226H200ZM212 225V226H213ZM233 225H234V227H233ZM135 226V227H134ZM221 226V227H220ZM248 226V227H247ZM190 227H191V229H190ZM231 227H233L232 229H231ZM241 228V230L239 231V229ZM196 228V229H195ZM198 228V229H197ZM221 228V229H220ZM223 228V229H222ZM242 228H244L243 230H242ZM254 228H255V230H254ZM187 229V230H186ZM236 229V230H235ZM188 230H190V232L188 231ZM193 230V231H192ZM196 230V231H195ZM229 230H231L230 232V234H229ZM234 231V232H233ZM237 231V232H236ZM93 232V231H92ZM197 232V233H196ZM223 232H224V234H223ZM233 232V233H232ZM235 233V234H234ZM255 233V234H254ZM194 234V235H193ZM196 234V235H195ZM211 234V235H210ZM232 234V235H231ZM237 234V235H236ZM252 234V235H251ZM257 234V235H256ZM137 235V236H136ZM234 235H236V236H234ZM245 235V236H244ZM209 236H211V237H209ZM212 236H213V238H212ZM228 237L227 239L226 238H224V237ZM232 236H234L233 238H235V239H233L232 238ZM255 236V237H254ZM136 237L138 238L137 240H136ZM189 237H190V239H189ZM195 237V238H194ZM197 237V238H196ZM215 237V238H214ZM243 239V240H245V241H243L241 238ZM143 238L145 239V240H143ZM193 238V239H192ZM240 238V239H239ZM245 238V239H244ZM249 238V239H248ZM253 238V239H252ZM230 239V240H229ZM231 239H232V241H231ZM225 240V241H224ZM228 240V241H227ZM234 240V241H233ZM236 240H238V241H236ZM241 240V241H240ZM9 241H11L10 239H9ZM141 241H143V242H141ZM144 241L146 242V243H144ZM240 241V242H239ZM12 242V244H13V246L14 247H16L17 246V243H16V241L14 242V241H11ZM225 242V243H224ZM232 242V243H231ZM236 242V243H235ZM230 243V244H229ZM239 243H240V245H239ZM255 243V244H254ZM231 244H233V246L231 245ZM144 245V246H143ZM148 245V244H147ZM230 245H231V247H230ZM235 245V246H234ZM238 245V246H237ZM262 245V246H261ZM125 246H127V245H125ZM142 246H143V248H142ZM130 248V249H129ZM211 248L209 247V249L207 250L208 252L209 251H211L210 250ZM226 249H227V247H226ZM130 250V251H129ZM131 250H133V251H135V252H133V251H131ZM232 250V251H231ZM241 250H242V252L244 251V248L242 249V247H241ZM187 250H184L183 252H186ZM131 252H132V254H131ZM229 252V253H228ZM236 252V251H235ZM234 253V254H233ZM241 254H243L242 255V258H240L241 257ZM225 255V254H224ZM232 255V256H231ZM237 255H238V257H237ZM203 256H205V254L203 255ZM236 256V257H235ZM240 256V257H239ZM243 256H244V258H243ZM183 257V259L182 258H179V260H185V258H184V255L182 256ZM230 257H232V258H230ZM237 258V259H236ZM202 259H204V258H202ZM240 259V260H239ZM179 260H177L176 261V263L175 264H177V262L179 261ZM228 260V261H227ZM230 260H232V261H230ZM234 260V261H233ZM181 264H182V262L181 261H179ZM178 262V263H179ZM234 262V263H233ZM259 262V261H258ZM179 263V264H180ZM184 263V262H183ZM126 264V263H125ZM254 264V263H253ZM256 264V263H255Z\"/></svg>",
	"mask_w": 264,
	"mask_h": 264
}]
</instances>
